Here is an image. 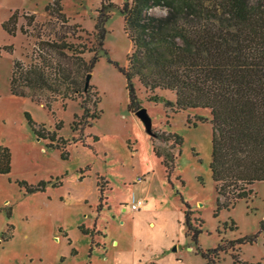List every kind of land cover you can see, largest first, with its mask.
Returning a JSON list of instances; mask_svg holds the SVG:
<instances>
[{
  "label": "rangeland",
  "instance_id": "obj_1",
  "mask_svg": "<svg viewBox=\"0 0 264 264\" xmlns=\"http://www.w3.org/2000/svg\"><path fill=\"white\" fill-rule=\"evenodd\" d=\"M125 1L62 0L69 25L77 26L69 41L78 44L97 42L102 5L113 7L105 12L107 34L100 61L91 72V100L85 101L84 94L75 101L55 102L49 110L44 103L12 95L10 78L14 60L31 63L39 43L53 41L63 22L46 11L53 0H0V48L13 46L12 55L1 50L0 56V147L12 153L11 173L0 175V264H207L198 249H211L208 257L214 264H233L235 255L244 263L264 264V182L248 187L253 190L248 200L216 215L210 110H178L173 92L148 91L134 79L153 133H175L183 138L181 147L154 138L129 111L127 82L120 71L133 51L120 14ZM16 11L18 31L11 36L3 24ZM151 14L164 17L167 10L157 7ZM49 53L62 60L56 52ZM93 55L87 52L84 58L89 61ZM155 95L173 106L150 101ZM83 101L90 109L85 117ZM26 114L63 137L62 149L47 147L49 141L34 134ZM96 115L100 119L92 120ZM94 136L99 141L94 142ZM153 145L173 156L170 173ZM18 180L51 184L45 191L28 194ZM56 183L60 185L53 186ZM138 201L144 202L140 212L132 209ZM183 201L193 211L194 226L200 227L199 219L204 221L198 245L186 233ZM93 228L100 234L82 231ZM256 234L253 244H232Z\"/></svg>",
  "mask_w": 264,
  "mask_h": 264
},
{
  "label": "trees",
  "instance_id": "obj_2",
  "mask_svg": "<svg viewBox=\"0 0 264 264\" xmlns=\"http://www.w3.org/2000/svg\"><path fill=\"white\" fill-rule=\"evenodd\" d=\"M61 2L53 0L46 6L47 12L63 22L54 33L55 39L39 43L31 63L14 60L10 78L12 95L44 103L49 110L55 102L75 101L84 94L85 101L91 100L92 87L86 88V79L100 61L107 34L105 12L113 7L112 3L102 5L95 27L98 43L78 44L69 41L70 35L76 34L77 26L69 25ZM157 7L165 8L167 14L152 15L151 10ZM18 13L14 12L3 24L11 36H16L18 31ZM120 14L133 46L127 58L128 66L120 68L127 82L129 111L136 113L142 109L134 79L148 91L173 92L178 110H210L213 131L210 169L218 195L216 215L234 208L241 200H248L253 193L248 187L264 182V0H127ZM72 29H75L73 34ZM20 31L25 33L23 28ZM1 50L13 54V46L0 48V56ZM49 51L56 52L62 60L58 61ZM87 52L94 53L89 61L84 58ZM85 101L82 102L83 117L90 112L84 106ZM150 101L173 106L171 101H163L157 95ZM26 118L34 134L49 141L47 147L62 149L63 137L37 125L29 114ZM91 118L100 119L98 115ZM200 120L205 119L200 117ZM61 128L60 123L57 130ZM153 134L159 140L172 141L174 147L183 144V138L175 133ZM97 141L99 138L94 136V142ZM153 150L158 158H163L162 164L170 173L175 166L173 156L162 154L154 145ZM63 158L67 157L63 154ZM11 171L12 153L8 147L1 146L0 175ZM16 183L28 194L45 191L51 184L41 181L30 185L20 180ZM183 203L186 233L198 245L204 221L199 219L200 227L194 226L190 220L193 211L188 203ZM99 206L101 209L102 205ZM82 231L91 236L100 234L95 228ZM261 232H264V223ZM258 234L236 239L232 244H253ZM211 251L198 249L207 264H214L208 257ZM233 259V264H248L241 262L237 255Z\"/></svg>",
  "mask_w": 264,
  "mask_h": 264
},
{
  "label": "water",
  "instance_id": "obj_3",
  "mask_svg": "<svg viewBox=\"0 0 264 264\" xmlns=\"http://www.w3.org/2000/svg\"><path fill=\"white\" fill-rule=\"evenodd\" d=\"M90 80H91V74H89L87 76V79H86V88H88V86L90 85ZM135 114L144 123L147 132L150 133V134H153L152 120H151V117L149 116V114L147 112V109L146 108H142L139 111H137Z\"/></svg>",
  "mask_w": 264,
  "mask_h": 264
},
{
  "label": "built area",
  "instance_id": "obj_4",
  "mask_svg": "<svg viewBox=\"0 0 264 264\" xmlns=\"http://www.w3.org/2000/svg\"><path fill=\"white\" fill-rule=\"evenodd\" d=\"M144 207V202L143 201H138L136 204L132 205V209L135 211H139Z\"/></svg>",
  "mask_w": 264,
  "mask_h": 264
},
{
  "label": "crops",
  "instance_id": "obj_5",
  "mask_svg": "<svg viewBox=\"0 0 264 264\" xmlns=\"http://www.w3.org/2000/svg\"><path fill=\"white\" fill-rule=\"evenodd\" d=\"M149 174H150V173H148V174H146V175L149 176ZM146 183H147V182H144V183L141 182V185L146 184ZM138 212H140V211H138ZM135 264H138V263L136 262Z\"/></svg>",
  "mask_w": 264,
  "mask_h": 264
}]
</instances>
